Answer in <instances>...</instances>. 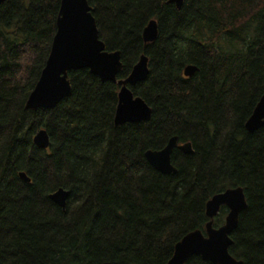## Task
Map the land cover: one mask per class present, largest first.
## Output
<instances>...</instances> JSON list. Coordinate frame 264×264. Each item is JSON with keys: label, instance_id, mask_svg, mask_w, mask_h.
Returning <instances> with one entry per match:
<instances>
[{"label": "trees", "instance_id": "1", "mask_svg": "<svg viewBox=\"0 0 264 264\" xmlns=\"http://www.w3.org/2000/svg\"><path fill=\"white\" fill-rule=\"evenodd\" d=\"M61 0L0 5V264H165L187 233L205 234L206 203L241 187L247 207L230 254L264 264V126L245 122L264 93V0H87L107 51L128 76L140 55L147 79L131 88L147 121L114 124L119 86L69 71L70 93L51 110L25 104L50 52ZM156 20L158 34L142 32ZM195 65L193 76H183ZM45 129L49 147L33 143ZM176 174L144 153L172 137ZM23 172L30 182L19 176ZM69 192L63 210L49 195ZM221 207L213 226L223 225ZM185 264H211L194 256Z\"/></svg>", "mask_w": 264, "mask_h": 264}, {"label": "water", "instance_id": "2", "mask_svg": "<svg viewBox=\"0 0 264 264\" xmlns=\"http://www.w3.org/2000/svg\"><path fill=\"white\" fill-rule=\"evenodd\" d=\"M4 0H0V5ZM180 9L183 0H168ZM158 34L156 20H150L142 32L145 44L154 42ZM149 58L140 55L128 76L117 80L122 69L119 51H107L99 38L95 19L87 0H61L56 31L45 65L34 89L29 94L25 108L27 110L55 108L70 93L67 73L87 69L102 82L116 83L119 86L117 106L114 115L115 125L147 121L151 116V108L140 97L134 96L131 88L144 82L149 75ZM197 71L195 65H187L183 69L184 77H191ZM264 126V93L255 105L251 115L245 122V129L253 133ZM33 143L40 149L49 147V136L45 129L38 130ZM176 136L170 138L167 144L159 150H147L144 157L156 171L164 175L176 174L177 170L171 163V154L179 149L184 154H191L190 142L177 144ZM19 176L25 182L30 179L23 173ZM69 192L59 188L49 195L50 200L63 210L66 207ZM221 206L228 209L224 224L213 227V218ZM247 207L246 198L241 187L229 188L214 195L206 203L205 235L195 230L185 234L174 246L171 258L165 264H185L194 256L211 264H244L235 259L229 252L233 244L232 232L236 229L238 218Z\"/></svg>", "mask_w": 264, "mask_h": 264}, {"label": "flooded vegetation", "instance_id": "3", "mask_svg": "<svg viewBox=\"0 0 264 264\" xmlns=\"http://www.w3.org/2000/svg\"><path fill=\"white\" fill-rule=\"evenodd\" d=\"M148 68H149V67H148ZM178 145H179V144H178ZM228 189H229V188H228ZM222 192H223V191H222ZM217 194H218V193H217ZM215 195H216V194H215ZM212 197H213V196H212ZM212 197H211V198H212ZM211 198H210V199H211ZM210 199H209V200H210ZM209 200H208V201H209ZM208 201H207V202H208ZM221 207H225V206H221ZM221 207H220V208H221ZM225 208H226V207H225ZM226 209H227V208H226ZM227 213H228V209H227ZM226 215H227V214H226ZM225 217H226V216H225ZM224 221H225V220H224ZM206 224H207V223H206ZM223 224H224V223H223ZM221 226H222V225H221ZM213 227H214V226H213ZM219 227H220V226H219ZM214 228H216V227H214ZM217 228H218V227H217ZM205 230H206V226H205ZM199 231H200V230H199ZM202 234H203V233H202ZM203 235H205V234H203ZM231 239H232V238H231Z\"/></svg>", "mask_w": 264, "mask_h": 264}]
</instances>
